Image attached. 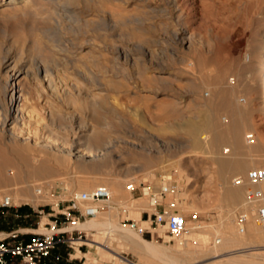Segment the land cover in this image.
Listing matches in <instances>:
<instances>
[{
	"label": "rangeland",
	"instance_id": "obj_1",
	"mask_svg": "<svg viewBox=\"0 0 264 264\" xmlns=\"http://www.w3.org/2000/svg\"><path fill=\"white\" fill-rule=\"evenodd\" d=\"M172 1L173 2H171V0L170 1L169 0H126V1L125 0H113V1L112 0H98V1L93 0L92 2L94 4L91 3V0L90 2L87 1L90 4L87 2L86 4L83 1L81 2L76 1V4L73 5V7L75 8V11L77 12V14L83 11L82 13H79L78 16L80 18H84L86 16L87 18L86 17L85 18L88 19L87 20L88 22L86 23V26H85L86 29L85 27H82L78 33V36L77 35L74 36L72 33L67 31L66 29H63V32L67 33V34L65 33V36L67 38L66 41L68 42L67 47L69 50L79 51L82 49L81 53L88 52V51H91L90 49L92 48L91 43L92 45L93 44L96 45L98 43L104 42V45H105V42L108 40L107 45H109L108 46L109 48L115 47V52L122 51L121 52L122 54L126 53V55L129 57V58L127 57V61L118 64L121 69L118 67L116 68V71H121L122 74L120 72L119 74H116L117 77H115V83H113L115 86L112 84L110 85V87L109 85L106 86L107 88L105 87L106 89L105 92H107L109 96L112 97V98L111 97L109 98V100L111 99L110 101L112 103L111 105H108V106L111 109H115L117 112V113L115 112L116 114L115 118L109 119V122H110L109 124L111 125V127L107 130L105 134L107 139L111 140L110 142L113 148L110 150V154L113 157L114 161L113 163L110 164L109 172L112 175H116L117 173L118 176L119 175L123 176L127 174V178H132V177L141 178L143 177L144 173L151 172V174H149L148 177L150 179L163 178V184H161L160 187L158 186L157 188L150 186L146 182L143 185L135 186L134 190L131 191V197L129 199H126V198L121 199L122 202L120 204L130 205V204H133V202L137 201L138 199L148 202L149 198L153 196L155 197V201L160 202V204H163L166 208L171 207L170 209L172 210L174 209L178 211L186 218H188V216L191 213H197L200 216L202 224L204 225V224H210L214 220H217L218 214L221 210L219 207L221 206L222 190L220 187L222 185H221V180H219L220 179L219 170L213 158L211 157V154H208L206 150H202L205 153L202 151L201 152L192 151V149L190 150L186 147V139L183 138L181 134L175 133L173 131L171 132V130H167V129L165 130V128L170 123L173 124V123H177L178 121L177 117L175 116L177 113L175 114L169 113L168 108L172 106L173 104L175 107L173 106L172 107L176 108V110L180 112L179 110L182 111V108H180V106L190 104L191 105L189 106L190 108H194L196 106L202 109L206 101L208 102L213 96L212 93L215 92L214 91L215 87L213 86L214 78L220 76L221 79H223L224 81L223 82L221 80V84H223L222 86L229 87V88L234 87L236 89L235 91L236 94L232 97L233 103L245 109L246 111L248 110L247 112L249 113L246 112L247 114H244L245 126L243 130L244 131L243 134L253 133V139L255 141L254 142V145H255V143H257V140H260V139L264 140V115H263L264 113L263 100L264 99H263V91H261L262 90V74L260 72H253V71L251 72L249 69L246 68L248 63L244 61V60H247V55L245 54L244 47L246 44L247 34L246 32H244L243 28L239 25L237 15H236L238 12V9L236 8V3L234 2V0H224V1L215 0L214 1L215 7L213 11H215L216 13L212 11V13H214L215 15L212 13L211 15L214 20H217L215 21L216 25L214 23H211V21H213L212 18H211L212 20L207 18V16L210 15V14H207L209 13L210 9L208 8V6L206 7L204 5V3L207 4L206 3L207 0H202L203 5L201 4V0H197V3L194 6L196 18L194 17L193 19L191 17L192 7H191L190 0H187L189 4L187 1L185 2L186 5L184 4V6H186L187 8L184 7L185 9L184 12L180 8L182 6V2H180L181 0L179 1L172 0ZM100 3L103 5H101ZM96 4H98L99 7ZM218 8H223V9L221 11V9H218ZM114 13L115 15L118 14L115 16V25H116L115 28L116 29L107 30L108 25H110L109 23L111 19L113 18ZM204 13L207 14L205 18L203 16ZM185 14L186 16H184ZM220 14L222 16H220ZM182 15L186 17L185 26L186 27L188 26L187 27L189 28L188 31L189 32L192 31L194 32V34H196L193 45L195 46V48H198L196 50L198 56L199 57L201 56L200 57L201 60L205 59V65L199 66L198 69L195 68L194 69L195 71L190 70L191 68L189 66L188 68L189 72L184 77H181L179 74L180 65L177 60L178 52L180 48H179L178 43L177 42L175 43L174 42L175 40H173L174 39L173 31L177 29L175 33L178 32V29H179L178 25L180 27L182 24L181 22ZM117 16L120 17V18L118 17L120 21H117L116 19ZM219 17L220 18L222 17V18L220 19ZM1 20H4V21H1ZM9 20L10 19L7 20V18H2V19L0 18V29H3V30L6 29V31L9 30L7 32L0 30L1 33L3 32V34L0 33V48H2L4 45H6V47L8 45V47L11 46L12 48H14L15 51H12L10 55H14L16 50L18 51V54L15 55L16 61H17V63L15 64L16 68H21L23 65L27 66L28 68H32L33 62L39 60L40 51L42 52V49L41 48L33 49V47L29 49L30 47H27L26 44H24V40L22 41V38L26 36L25 32L24 31L22 32L21 30L14 28L12 26L13 21L11 20L12 21L11 22ZM198 21L200 22V24ZM220 22H222L223 24H220ZM89 23L91 26L89 25ZM129 23L135 27V30H133L132 28L133 26L131 25L129 26ZM119 25L127 26V27L123 26L124 27L123 29H125L126 31H124L122 27H119ZM197 25L198 26L203 25V27H199L200 29H197L198 28ZM222 25H225V26L223 27ZM96 28L97 29L99 28V29L95 30ZM133 31H137V33ZM198 31L200 33L197 36ZM122 32L124 33V35ZM131 33H133V35ZM108 36H109V39H106ZM198 37L199 39H197ZM200 42H203L202 45ZM196 44H197V47H196ZM204 45H205V48L207 49L204 48ZM168 51L169 52L172 51L173 53H175V56L171 58ZM150 52H152V54ZM105 53L106 52L104 51V54ZM243 54H245V56H243ZM1 55H2V52L0 49V56ZM138 56H140V58H138ZM136 57L138 58V62L139 63L141 62L140 64L137 63V60H135ZM151 57H152V60H151ZM152 61L154 64L152 63ZM159 63L163 67H161ZM62 64H63V67H60L61 68L60 70L59 69L55 70L56 73L54 71L50 79L52 84L56 85L55 86V89L57 92L56 94H50L51 89L46 84L47 83L46 81H48V79L47 77H44L43 74L42 75L40 74L43 80L41 89L47 86L48 88L46 89L44 88L45 90L43 89V91L45 95H46V92H48L49 93L48 96H45L44 100L37 99L38 105L36 103V104H33V106H32V101L28 102L30 106L28 103H25V101H20L19 104H21L22 113L21 112L19 113L20 115H19V120H18L17 125H15L14 127L12 124L10 125L9 123L6 125V127L4 126V128H1L2 126L0 125L1 126L0 130L4 129V131L3 130L0 131V139H1L0 145L2 144L1 146H3L4 144L3 140L6 137V131L8 129L11 131L12 130L14 131L15 129V132H18L19 134V135L17 134L16 137L17 139H19L18 141L20 142V144L25 143V142L27 144H30L31 148L34 150V153L37 156L49 158L50 165L53 166L57 170L56 171L57 173L54 176L55 180L53 181L54 182L53 184H50L49 186H47L45 182L44 184H42L43 188L41 190V193L42 192L48 193L49 196L51 197V201L47 203L46 202L42 203L37 208H34L30 205H13L14 207H12L9 210V214L7 215V222L9 223V227H14V228L31 227L34 229L39 227L37 230H40L43 227L44 228L47 227L45 226V223L50 224V222L53 219L57 218L60 223V225L58 224L57 227L64 228L67 225L63 224V222H66V220L62 217L61 213L66 208H69L72 205H74L81 213H83L86 208L92 205H101V207H103L102 209H100L102 212H106L109 210L107 202H99V203L81 202L80 200L77 201V199H74L72 193H70V191L72 190H73V193L77 192L78 194L83 193V192H88V190H85V189L75 188L74 184H75L76 179L87 180V178L95 177L96 179L95 181H93V184H95V186L94 185L91 186V189H94L96 188V185L102 184L100 181L101 175L84 173L79 168H77L78 163L74 161L71 157H69L66 153H59L57 151H53V149H55L58 146L62 148L67 147L73 139L77 140L78 136H80L81 134L89 133L91 129L90 126H93L92 125L93 119L91 117V114L87 110V106H85L86 108L84 107V105H87L88 103L86 102V100H83V98L81 97L83 95L80 92V89L82 88L80 87L81 82L78 81L76 78H73L74 75L72 71H69L66 65L64 67V62ZM238 64H241V65H238ZM239 66L240 67L242 66L244 74L242 73V69H240ZM143 68L145 70H143ZM122 69L125 70V73ZM6 70L7 69L0 66V76H5L4 73H6ZM68 71L70 73L66 75ZM60 72L62 74L63 73L65 74L62 75ZM167 73L170 74L172 77L171 78L172 80H170L171 83L163 82L161 80V77L166 75ZM255 73L256 74L258 73V74L256 75ZM237 74L239 77L237 76ZM57 75H60L61 77L63 76L65 79L63 77L62 78L64 79L66 84L64 82L62 84L59 81L61 77L60 76L58 77ZM199 79H202V80H199ZM121 81H122V84H121ZM192 82L198 83L197 84L198 91L196 93L190 92ZM238 82L240 83L237 86ZM44 84H46V86ZM141 84L143 85L145 84V85L143 86ZM145 86L147 87L149 86L148 90L146 91L145 89L147 88L144 89ZM67 87H70V89L69 88L67 89ZM75 88H78V90ZM113 96L115 98V103L112 101ZM8 97L9 95L6 96L5 98L6 100L1 101V103L3 104L0 103V113H1L0 118L4 115L5 110L8 107V103H9ZM116 100L120 103H118ZM116 102L118 105L116 104ZM30 107L33 109H30ZM119 111L122 113H120ZM221 112L223 111L217 112L216 118L219 124L223 126L227 122V120L230 119V117H228L229 115L225 114L224 112L223 113ZM167 114L169 115V117ZM224 117H226L225 118L226 121H224ZM118 118L121 119L120 121L123 122V124L119 122ZM1 119H0V122H1ZM122 119L124 121H122ZM245 127H246V130H245ZM161 128L163 130L158 131ZM2 136L4 137L2 138ZM243 140H245L246 142V135H245V139L243 138ZM45 142L46 144L51 143L50 146L53 149L45 148L44 147L46 145ZM125 142L129 144H126ZM160 142H165L164 146H161ZM33 143L35 146L32 145ZM130 144L137 145L139 147L135 148L131 146ZM189 150L193 153L191 154L190 152L187 153V151ZM178 153L179 154L182 153V156L179 155ZM255 153H258V154L256 155ZM252 155H253V158L256 159L255 161H253V165H251L244 173L233 176L232 178H229V182L235 177H241L242 179H244V184L240 185L243 188L244 198L246 196V189L248 187L258 189L255 185H250L249 183H247L245 181V177L250 170L264 167V163H263L264 162V141H263V149L252 152ZM257 156L260 158H258ZM50 157L52 159H54V157L55 159L56 158L60 159V164L58 165V163L54 162L55 160L53 161ZM65 157H66V160H65ZM6 171L8 174L11 173L9 168H7ZM165 178H168V179H165ZM42 180L45 181V179H41V181L40 180L39 181L43 183ZM162 186L167 187L168 190L162 191ZM9 188L11 187H8L6 189H9ZM260 192L262 194L261 205L264 206V191H260ZM36 193L38 194L39 192L37 191ZM146 206L147 205L145 204V210L142 211L140 216L138 217L134 216V212H131L126 209L122 210L120 206H117L118 208L117 221L120 222V224H124L127 221L125 220L126 218H129V219L131 218L129 221H136L138 223H140V221L147 220V214L152 213L154 210V207L152 208L150 206L149 207L148 206L146 207ZM16 209L17 211L22 212V215H18L17 218L13 217L14 211ZM242 209H243L242 207L239 208L235 213H237L238 211ZM70 213L71 215H75V216L78 215L76 209H72ZM86 218H90V217L80 218L79 221H84ZM41 223H43V225ZM142 225H147V224L143 223ZM235 230H236V227H235ZM195 232L199 233L197 231ZM84 234L85 236L81 237L80 239L81 241L87 242V241H91L94 239V232L90 231L88 234L86 233ZM260 234L261 235L259 238L261 242H260L259 250H249V251H245V252L233 254V255L226 253V254H222L218 256H213L209 251L200 252V249H199L200 246H198L199 243L197 242L196 244L194 242L195 240L193 239L194 241L190 242V245L188 248L191 250H197L196 251L197 254H195L192 260L186 263H183V264H214L218 260H225L228 258H232L233 256L241 255V254L246 255V256L253 252L255 253L261 252L262 254H264V234L263 233H260ZM158 235H159V238L156 235H154L153 237H149L148 235H145L142 238L147 241H154L156 243H162L165 240V237H168L169 241L164 243L165 246L174 245V240L170 238L167 233L158 231ZM209 238H211V236H209ZM180 239H176V240L179 241ZM74 240H76L75 235L73 236L70 242ZM68 244L72 245V247L75 248L76 254L77 252H80V256H82L81 254L92 252L93 250V248L87 245H77V244H73L69 242ZM111 245L119 248L120 250L119 254L124 258L125 261L128 262V264H150L148 263L149 261L147 258L139 257L137 254H134L128 251L126 247H123L118 241H111ZM209 246L210 245H208V247ZM78 247H80L79 248L80 251ZM91 256H95V255L91 254ZM79 263L80 264H99L100 262L99 261L98 262L86 261V258L80 257ZM102 264H107V263L103 262Z\"/></svg>",
	"mask_w": 264,
	"mask_h": 264
},
{
	"label": "bare ground",
	"instance_id": "obj_2",
	"mask_svg": "<svg viewBox=\"0 0 264 264\" xmlns=\"http://www.w3.org/2000/svg\"><path fill=\"white\" fill-rule=\"evenodd\" d=\"M76 1L77 2L83 1L85 3L87 1L90 2V0H0V18L1 19L7 18V20L10 19L9 21L12 20L13 21L12 26L14 28L19 29L22 32L23 31L25 32L26 36H24V38H22V41L24 40V44H26L27 47H30L29 49H31L32 47H33V49L34 48H37V49L41 48L42 49V52L39 50L40 51L39 60L33 62L32 68H28L25 65H23L21 68H16L15 64L17 63V61H16L15 55L18 54V51L16 50L14 55H10L12 53V51H15L14 48H12L11 46L8 47V45H7V47H6V45H4L2 48H0L1 52H2V55L0 56V66L7 69L6 73H4L5 76H0V103L2 100L3 101L6 100L5 99L6 96L9 95L8 107L6 108L4 115L1 117L2 119L0 118L1 119L0 125L2 126V127L1 126L0 127L4 128V126L6 127V125L9 123H10V125L12 124L14 127H15V125H17L18 120H19V115H20L19 113L22 111L21 110L22 109L21 104H19L20 101H25V103L32 101V106H33V104L37 103V99L44 100L45 96H48L49 93L46 92V95H45V93L43 91L44 88L46 89L48 87H50V89H51V91L49 90L50 94H56L57 93L56 89H55L56 85H53L50 79H51L52 73L55 70H57V69L60 70L61 69L60 67H63V64H62L63 62H64V67L66 65L67 69L69 71H72V73L74 75L73 78H76L78 81L81 82L80 87H82V88L80 89V92L83 94L81 97L83 98V100H86V102L88 103L87 105H84V107L87 106V110L90 112L91 117L93 119V124H92L93 126H90L91 127L90 132L81 134L80 136H78L77 140L73 139L67 147L62 148V147L58 146L55 149H53L50 146L51 143L46 144V142H45L46 145L44 146L45 148H52L53 151H57L59 153H66L69 157H71L74 161H76L78 163L77 168H79L82 172L88 173V174H99V175H101L100 181L102 184L96 185V187H104L110 193V198L107 201L108 209H109L108 211L102 212L100 209H98L101 207V205H92L90 207L97 208L95 216L90 217V218H86L84 221H78V222H75L73 224L71 223V224H69L63 228V231H65V232H70L73 230H78V231L84 232L86 234H88L90 231L94 232V239L91 241L84 242V241H81L79 239L72 241L73 244L87 245V246L93 248L92 252L81 254L82 256H80V252H77L75 257L78 259L80 257H84V258H86V261H95V262L99 261L101 264L103 262H106L107 264H128V262L125 261L124 258L119 254L120 253L119 248L111 245V241H118L123 247H126V249L128 251H130L134 254H137L139 257L147 258L149 261L148 263H150V264H183V263H186V262L192 260V258H194V256H195V254H197V252H196L197 250H191L188 247L190 245V242H193L194 240H195L194 242L196 244H197V242L200 244V245L198 244V246H200V248H199L200 252L201 251H209L213 256H218V255H222V254H226V253L233 255V254H238V253H242V252L249 251V250H259L260 249V242H261L259 237L261 235L260 234L261 232L259 231V229L255 223L254 214L251 210L249 211V213L247 212L249 215L248 216L249 218H248V223L246 226V232L241 235V234L237 233V229L235 230L236 226H235L234 219H233V217L235 216L234 214H236L235 212L241 207L245 209V207H246L245 203L246 202H245V198L243 197L242 186L233 184L232 180H230V182H229V178H232L233 176L244 173L251 165H253V161H255L256 159L253 158L252 152L262 150L264 140L258 138L260 140H257V143H255V145H254V142H255L254 140L251 143L248 142L247 140H246V142H245V140H243V138L245 139V135L247 137V135L250 134V133H248V134L244 133L243 134V132H244L243 130H244V126H245L244 114H247L249 112H247L248 110L246 111L245 109H243L240 106L233 103L232 97L236 94V92H235L236 89L234 87L229 88V87L222 86L223 84H221V80L223 81V79H221L220 76L214 78V80H213L214 85L213 86L215 87V89H214L215 92L212 93L213 96L211 97L210 100L208 99L209 100L208 102L206 101V103L202 109H200L196 106L194 107L195 109L190 108L189 106H191V105L186 104V105L180 106V108H182V111L179 110L180 112H178L176 110V108H173V107H175L173 104H172L173 107L170 106V104H169V106H170L168 108L169 111L168 110L167 111L171 114L177 113L175 116L177 117L178 121L176 120L177 123H173V124L170 123L165 128V130L167 129V130H171V132L173 131L175 133L181 134L183 136V138L186 139V147L188 149H190V150L192 149V151H199V152H201L202 150H206V152L208 154H211V157L213 158V160H214V162L217 165V168L219 170V174H220L219 180H221V185H222L220 187L222 190L221 206L219 207L221 210L218 214L217 220H214L210 224L202 225L200 227V229H198V230H194V231H191L189 233H186L183 236V238L180 239L179 241H177L175 238H172L174 240V245H171V246H165V244H164L165 242L169 241L168 237H165V240L162 243H156L154 241H147V240H144L142 238V236L133 232L126 223L120 224V222L117 221V214H118L117 206H120L122 208V210L126 209V210H129L131 212H134V216L138 217V216H140L141 212L145 210V204L148 207L149 206L151 207V204H153L155 202V197L151 196L149 198L148 202L143 201L141 199H138V200L136 199L137 201L133 202V204H130V205L120 204L122 202L121 199H123V198L129 199L131 197V191L129 189V186H132L134 188L135 186L143 185L146 182L150 186L157 188L158 186L160 187V185L163 184V178L150 179L148 177V175L151 174V172L144 173L143 177H141V178H135V177L127 178V174H125L123 176H120V175L118 176L117 173H116V175H112L109 172L110 164L113 163V161H114L113 157L110 154V150L113 148L111 146V142H110L111 140L107 139L105 134H106L107 130L111 127V125L109 124L110 123L109 119L115 118L116 110L111 109L108 106V105H111L112 102L110 101L111 99L109 100V98L111 96H109V94L107 92H105L106 91L105 87L107 85H109V87H110V85L115 83V77H117L116 74H119V72L121 73V71H116V68L117 67L120 68L118 64L127 61L128 56L126 55V53L122 54L121 53L122 51L121 52H119V51L115 52V47L109 48L108 47L109 45H107L108 40L105 42V45H104V42H102L103 44L98 43L96 45L95 44L92 45V43H91V46H92V48H90L91 51L84 52V53H81L82 49L79 51H77V50L72 51V50L68 49V47H67L68 42L66 41L67 38L65 36L66 32L64 33L63 29H66L67 31L72 33L74 36H76V35L78 36V33L81 30V28L85 27L86 23L88 22L87 21L88 19H86L87 18L86 16H85L86 18L84 17V15H83L84 18H80L78 16V14L82 13L83 11L79 12L78 14L75 11V8L73 7V5L76 4ZM92 1L93 0H91V3H93ZM186 1L187 0H181L180 1V2H182V6L180 8L182 9L183 12L185 10L184 7H186V6H184ZM207 1L209 2V4ZM207 1H206L207 4L204 3V5L206 7L208 6V8L210 9L209 13H207L210 15L207 16V18L213 19L211 13L215 7V2H214L215 0H207ZM89 2H87V3H89ZM171 2H173V1L171 0ZM234 2L236 3V8L238 9V12L236 15H237L239 25L243 28L244 32H246V34H247L246 44L244 47L245 48V54L247 55V60H244V61L247 62L248 64L246 63L247 67L246 66H244V67L249 69L251 72L252 71L253 72H260L262 74V90L261 91H263V99H264V0H234ZM107 3H108V1H107ZM190 3H191V7H192L191 17L193 19L196 16L194 6L197 3V0H190ZM188 4H189V2H188ZM201 4L203 5L202 0H201ZM96 5L98 6V4H96ZM101 5H103V4H101ZM111 6H113V5H111ZM217 7H219V6H217ZM176 8H178V7H176ZM223 8H224V6H223ZM223 8H218V9H221V11H222ZM204 9H205V7H204ZM205 11H207V10H205ZM85 12H87V11H85ZM213 12H215V11H213ZM177 13H179V12H177ZM207 14L204 13V15L203 14H201V15H203L205 18V16ZM212 14H214V13H212ZM116 15H118V14H116ZM116 15H115V13L113 14V18L111 19V21L109 23L110 25H108L107 30L116 29L115 28V26H116L115 25V16ZM87 16H89V15H87ZM119 16H121V15H119ZM119 16H117V18H116L117 21H120L118 19ZM184 16H186V14ZM184 16L183 15L181 16L182 24L180 27L178 25V28H179L178 32L175 33V31L177 29L173 31L174 33L172 32L174 35L173 40H175L174 41L175 43L176 42L178 43L179 48H180V50L178 52L177 60H178V63L180 65L179 66V74L181 77H184L186 74H188L189 66L191 68L190 70L195 71L194 70L195 68L198 69L199 66L205 65V59L201 60V58H200L201 56L199 57L197 54V51H196L198 48H195V46L193 45L194 41H195V35L196 34H194V32H192V31H190V32L188 31L189 28H187L188 26L187 27L185 26L186 17H184ZM220 16H222V15L220 14ZM225 18H227V17H225ZM123 19H125V18H123ZM130 19H132V18H130ZM1 21H4V20H1ZM144 21H145V19H144ZM213 21H211V23L215 24L216 23L215 21H217V20L213 19ZM187 24H188V22H187ZM199 24H200V22H199ZM206 24H205V26H206ZM220 24H223V23L220 22ZM224 24H226V23H224ZM89 25H90V23H89ZM130 25L131 24L129 23V26ZM6 26H5V28H6ZM123 26L127 27L125 25H122V26L119 25V27H122V29L124 28ZM131 26H133V25H131ZM222 26L224 27L225 25H222ZM199 27H203V25L198 26L197 29H200ZM132 28H133V30H135L134 26ZM7 29H8V27H7ZM85 29H86V27H85ZM98 29L96 28L95 30H98ZM103 29H105V28H103ZM215 29H216V27H215ZM0 30H3V29H0ZM10 30H12V29H10ZM123 30L126 31L125 29H123ZM123 30H121V31H123ZM3 31L7 32L9 30L6 31V29H4ZM205 31H207V30H205ZM95 32H97V31H95ZM95 32H93V33H95ZM133 32L137 33V31H133ZM98 33H99V31H98ZM199 33L200 32L198 31L197 36ZM1 34H3V32ZM4 34H6V33H4ZM113 34H114V32H113ZM131 34L133 35V33H131ZM123 35H124V33H123ZM222 36H224V35H222ZM110 38H112V37H110ZM106 39H109V36ZM197 39H199V37ZM205 41H206V39H205ZM3 42H4V40H3ZM197 42H198V40H197ZM80 43H82V42H80ZM200 43L202 45L203 42H200ZM205 45H204V48H205ZM126 47H127V45H126ZM171 47H172V45H171ZM196 47H197V44H196ZM160 48H162V47H160ZM130 49H132V48H130ZM205 49H207V48H205ZM104 51L106 52L105 54H104ZM150 53L152 54V52H150ZM245 54H243V56H245ZM159 55H160V53H159ZM169 55L171 56V58H173V56H175V53H173L171 51V52H169ZM36 58H38V57H36ZM136 58H135V60H137V63H139L138 58H140V56H138L137 59ZM204 58H205V56H204ZM131 60H132V58H131ZM151 60H152V57H151ZM161 61H162V59H161ZM147 62H149V61H147ZM152 63H153V61H152ZM156 63H158V62H156ZM246 64H244V65H246ZM159 65H160V63H159ZM238 65H241V64H238ZM18 66H20V65H18ZM130 66H132V65H130ZM155 66H157V65H155ZM145 67H146V65H145ZM161 67H163V66H161ZM138 68H139V66H138ZM120 69H118V70H120ZM240 69H242V66L240 67ZM247 69H245V70H247ZM122 70L125 73V70L124 69H122ZM143 70H145V69L143 68ZM69 71L66 73V75L68 73H70ZM245 72H247V71H245ZM55 73H56V71H55ZM242 73H243V69H242ZM40 74L41 75L43 74L44 77H47V79H48V81L45 80L47 82L46 84L48 87L46 86V84H44L46 87H44L43 89H41V85L43 83V80H42ZM63 74H65V73H63ZM139 74H141V73H139ZM144 75H145V73H144ZM247 75H248V73H247ZM247 75H246V77H247ZM57 76L59 77L60 75H57ZM125 76H127V75H125ZM158 76H160V75H158ZM237 76H238V74H237ZM250 76H252V75H250ZM62 77H61V79L59 78L60 79L59 81L63 84V82L65 83V81H64L65 78L63 77L64 78L63 79ZM171 78H172L171 75L167 73L166 75L161 77V80L163 82L171 83L170 82V80H172ZM202 78H203V76H202ZM199 80H202V79H199ZM119 83H120V81H119ZM239 83L240 82L237 83V86ZM121 84H122V81H121ZM197 84L198 83L192 82V86L190 89L191 93H196L198 91ZM141 85H143V84H141ZM78 86H79V84H78ZM120 87H122V86H120ZM153 87H151V88H153ZM68 88L70 89V87H67V89ZM145 88H147V89H145ZM148 88H149V86L148 87L145 86L144 87L145 91L148 90ZM75 89L78 90V88H75ZM180 89H182V88H180ZM143 94H145V93H143ZM71 96H73V95H71ZM112 101L115 103L114 96H113ZM144 101H145V99H144ZM117 102H116V104H117ZM244 102H245V100H244ZM118 103H120V102H118ZM180 103H182V102H180ZM180 103H179V105H180ZM188 103H190V102H188ZM235 103H237V102H235ZM1 104H3V103H1ZM174 104H176V103H174ZM37 105H38V103H37ZM166 105H168V104H166ZM29 106H30V104H29ZM263 106H264V100H263ZM112 108H114V107H112ZM30 109H33V108L30 107ZM250 109H251V107H250ZM31 111H33V110H31ZM218 111H223L225 114L229 115L228 117H230V119L227 120V122L223 126H221L219 124V122L217 121L216 114ZM223 112H221V113H223ZM250 112H251V110H250ZM120 113H122V112H120ZM263 115H264V113H263ZM168 117H169V115H168ZM225 118L226 117H224V121H226ZM118 120H119V122H121L120 121L121 119L118 118ZM122 121H124V120L122 119ZM118 123H117V125H118ZM121 123L123 124V122H121ZM124 127H126V126H124ZM1 130L4 131V129H1ZM162 130L163 129L161 128L158 131H162ZM245 130H246V127H245ZM111 131H112V129H111ZM17 134H18V132H15V129H14V131L13 130L11 131L8 129L6 131V137L3 140L4 144H3V146H1L2 144L0 145V196H2V195L7 196L11 200L13 205H30L34 208H37L42 203H45V202L47 203V202L51 201V197L49 196L48 193H43V192L41 193V190L43 188L42 184H44V182H45V184H47V186H49L50 184H53L54 183L53 181L55 180L54 176L56 175L57 170L53 166L50 165V159L49 158L37 156L34 153V150L31 148L30 144H27L26 142L20 144V142L18 141L19 139H17V137H16ZM243 135H244V137H243ZM3 137L4 136H2V138ZM35 142H36V140H35ZM125 143L129 144L127 142H125ZM35 144H37V143H35ZM164 144H165V142H160L161 146H164ZM251 144H253V145H251ZM32 145H34V143ZM131 146H133L135 148L139 147L137 145H131ZM190 150L187 151V153L188 152H190V154L193 153ZM202 152H204V151H202ZM187 153H185V154H187ZM255 154L257 155L258 153H255ZM179 155L182 156V153ZM258 158H260V157H258ZM52 160L53 161L55 160L54 162L58 163V165L60 164V159H58V158L55 159V157H54V159H52ZM65 160H66V157H65ZM7 168L10 169V171H11L10 174L7 173V171H6ZM41 179H45V181L42 180L43 183H41L40 182ZM95 179H96L95 177L87 178V180L76 179L75 184H74L75 188L85 189V190H88V192H91L93 190V189H91V186L92 185L95 186V184H93V181H95ZM165 179H168V178H165ZM40 185H42V186H40ZM255 186L258 188L259 191H264V183H260V184H257ZM8 187H11V188L6 189ZM68 188H69V186H68ZM167 190H168L167 187L162 186V191H167ZM37 191L39 192L38 194L36 193ZM70 193H72L74 199H77V201L79 200L80 194H78L77 192L73 193V190L70 191ZM152 208H153V206H152ZM130 219L126 218L125 220H130ZM41 224L43 225V223H41ZM34 231H36V230H34ZM45 231H48V230L45 229L44 227L40 230H37V232H45ZM161 231L162 230H159V232H161ZM195 231H197L199 233H196ZM209 236H211V238H209ZM217 239H219V242H217ZM208 245H210V246L208 247ZM206 247H208V248H206ZM91 254L92 255L94 254L95 256H91ZM263 257H264V254H262L261 252H256V253L253 252V253L248 254L247 256L241 254V255L233 256L232 258H228L225 260H218L214 264H264V258Z\"/></svg>",
	"mask_w": 264,
	"mask_h": 264
},
{
	"label": "built area",
	"instance_id": "obj_3",
	"mask_svg": "<svg viewBox=\"0 0 264 264\" xmlns=\"http://www.w3.org/2000/svg\"><path fill=\"white\" fill-rule=\"evenodd\" d=\"M246 140L253 142V133L247 135ZM245 181L250 185L264 183V167L250 170ZM235 185L244 184V179L235 177L232 179ZM130 191L134 188L129 186ZM110 198L109 191L104 187H96L91 192H83L79 195L81 202H107ZM245 209L238 211L234 216L237 233L244 234L248 223V213L251 210L254 214L255 223L261 233L264 234V206L261 205L262 194L258 189L248 187L245 196ZM154 207L152 213L147 214V220L126 221V224L136 234L144 237L148 235L159 238L158 231L162 230L169 235L170 238L180 239L186 233L200 229L203 225L200 216L197 213H191L188 218L184 217L176 210L166 208L160 202L155 201L151 204ZM14 207L11 200L7 196H0V221L7 217L9 210ZM100 207L98 209H102ZM76 209L78 215H71L70 211ZM97 208L88 207L81 213L74 205L66 208L61 214L66 220L63 224L78 222L83 217H93ZM248 212V213H247ZM147 225H142V224ZM59 222L54 221L52 225H46L48 231L37 232L28 229H14L9 232L0 231V264H45L46 259L50 256L51 251L55 249L59 243L70 242L73 236L81 239L85 234L78 230L70 232L63 231V227H57ZM30 236L27 240L24 237ZM219 242V239H217Z\"/></svg>",
	"mask_w": 264,
	"mask_h": 264
},
{
	"label": "crops",
	"instance_id": "obj_4",
	"mask_svg": "<svg viewBox=\"0 0 264 264\" xmlns=\"http://www.w3.org/2000/svg\"><path fill=\"white\" fill-rule=\"evenodd\" d=\"M77 211V210H76ZM9 214V213H8ZM18 215H22L21 211H17V209L14 211L13 217L17 218ZM51 216V214H50ZM54 221L59 222V220L53 219L50 224L45 223L46 225H52L54 223ZM39 227H37L36 229L31 228V227H9V223L7 222V217L3 218L0 221V231L2 232H9L11 230L14 229H28V230H37ZM25 239H29L30 236H25ZM80 247H78L79 249ZM80 251V249H79ZM76 251L75 248L72 247V245L68 244V242H64V243H59L56 245L55 249L51 251L50 256L46 259L45 264H80V258H76ZM78 260V261H77Z\"/></svg>",
	"mask_w": 264,
	"mask_h": 264
}]
</instances>
